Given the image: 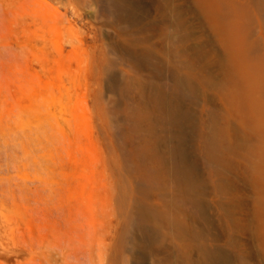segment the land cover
<instances>
[{
    "label": "rangeland",
    "instance_id": "374dc122",
    "mask_svg": "<svg viewBox=\"0 0 264 264\" xmlns=\"http://www.w3.org/2000/svg\"><path fill=\"white\" fill-rule=\"evenodd\" d=\"M229 40L264 105V0H0V264H264Z\"/></svg>",
    "mask_w": 264,
    "mask_h": 264
},
{
    "label": "bare ground",
    "instance_id": "6f19581e",
    "mask_svg": "<svg viewBox=\"0 0 264 264\" xmlns=\"http://www.w3.org/2000/svg\"><path fill=\"white\" fill-rule=\"evenodd\" d=\"M209 3H211V1H209L207 3L203 2V1H199L200 7L206 12V14L210 17L211 21L214 23V22H216V19H217L216 10H218V9L215 7V5L213 6V5H210ZM214 8H216V10ZM229 43H230V40L228 41V45L226 48V57H225V59L223 58L224 61H222L220 64V65H222V67L219 65L218 66L221 67L220 70L223 69V71H222L223 73L225 70L226 82H228L230 84H234V86H235L234 90L231 93V95H232L231 99H228V100L234 99V101H232L230 103H235V104L239 103L240 105L239 104L238 105L241 106V109L246 110L247 113H249V112L252 113L253 115H255L254 117L256 118L255 128L258 132V135L261 138V143L259 144L257 149L255 151H253L254 162L252 164V167H253V171H254V177L252 179V183L256 186V185H258V183L261 181L262 177L264 176V126H263L262 119H261V116L264 113V105H262L256 99V97L254 95L257 88L255 87V85L253 83L252 73L249 71V69L245 65L240 63L238 60V56L242 53L241 50L235 49L234 47L232 48ZM180 80L181 79H179L177 81H180ZM230 105H233V104H230ZM173 108H175V107H173ZM172 112H174V111H172ZM179 112H180V114H182L181 113L182 111H179ZM219 179L221 180V184H220L221 187H223V188H225L226 186H228V188L230 187L231 183L229 184L230 181L225 177L224 173H221ZM228 188H226V189H228ZM259 194H262V193H258V195ZM239 205H240V203H239ZM235 207H236V205L233 204L231 206V208H229V209L231 210V209H234ZM226 208H227V205H226ZM263 208H264V196H262V195L257 196V198L255 200V214H254V222L256 224V226L254 225L256 228L255 235H256V237H258L262 241V244H263L262 251L264 253V220L261 217ZM252 225H253V223H252ZM242 226H243V224H242ZM209 250H211V249H209ZM213 250H215V251H212V252L210 251V252L212 253V256H213L214 261H215L216 259H218V258H216L217 257L216 253H219V251L217 250V252H216V249H213ZM211 253L210 254L208 253V254L211 255ZM222 253H220V254H222ZM213 254L214 255L216 254V255L214 256ZM185 255L186 254H184V256ZM206 256H208V255H206ZM222 257H224V255ZM225 257H224V259H225ZM224 261H226V259Z\"/></svg>",
    "mask_w": 264,
    "mask_h": 264
}]
</instances>
